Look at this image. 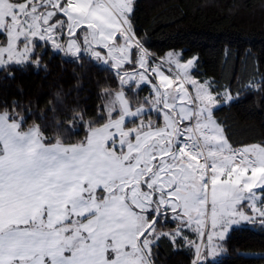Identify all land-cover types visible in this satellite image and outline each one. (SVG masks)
<instances>
[{
    "label": "snow or ice",
    "instance_id": "snow-or-ice-1",
    "mask_svg": "<svg viewBox=\"0 0 264 264\" xmlns=\"http://www.w3.org/2000/svg\"><path fill=\"white\" fill-rule=\"evenodd\" d=\"M134 20L135 0H0L9 78L55 50L107 65L120 85L103 91L96 120L56 94L57 123L85 129L78 142L27 126L15 101L0 109V264H155L162 238L187 245L190 264H216L233 232L264 229V139L234 146L214 116L242 92L264 94V75L233 91L198 81V57L170 51L173 78ZM126 87L149 94L134 104Z\"/></svg>",
    "mask_w": 264,
    "mask_h": 264
},
{
    "label": "trees",
    "instance_id": "trees-1",
    "mask_svg": "<svg viewBox=\"0 0 264 264\" xmlns=\"http://www.w3.org/2000/svg\"><path fill=\"white\" fill-rule=\"evenodd\" d=\"M134 24L155 58L162 60L170 51H180L184 60L197 56L198 65L191 73L200 81L235 91L253 76L259 80L264 75V0H136ZM40 59L39 67H13V78L0 70V109L15 101L20 105L17 111L30 110L27 126L36 123L58 141L78 142L85 129L68 132L57 123L60 110L52 111L56 94H61L65 109H82L86 120H96L107 99L102 98L103 91L119 90V82L107 65L76 63L51 50ZM125 93L134 104L149 94L145 88L136 97L127 87ZM214 116L234 146L264 139V94L242 92L238 101L218 105ZM175 227L168 223L162 230ZM154 252L155 264H190L193 259L187 245L173 246L163 238ZM261 257L264 229L257 225L233 232L216 264H264Z\"/></svg>",
    "mask_w": 264,
    "mask_h": 264
},
{
    "label": "rangeland",
    "instance_id": "rangeland-1",
    "mask_svg": "<svg viewBox=\"0 0 264 264\" xmlns=\"http://www.w3.org/2000/svg\"><path fill=\"white\" fill-rule=\"evenodd\" d=\"M136 1V0H135ZM53 53H58V54H62V53H60V52H57V51H55V50H51ZM178 52H180V51H178ZM181 53V52H180ZM182 54V53H181ZM63 55V54H62ZM68 57H70V56H68ZM162 60L165 62V63H168V61H167V57H166V55L164 56V57H162ZM96 64H98V65H100V66H106V65H104V64H100V63H96ZM169 64V63H168ZM172 67H174L175 69H176V67H175V65H171ZM163 65H161V70L162 71H164L165 72V74L166 75H171V76H173V78L175 77V73L173 74V73H171V72H167L166 70H164L163 69ZM176 71H178V69H176ZM189 74L190 75H192V73H191V70L189 69ZM198 81H200V80H198ZM205 81V80H204ZM202 82V81H201ZM177 83H179V81L177 82ZM176 85H174L173 87H175ZM191 239L192 240H196L197 239V237L195 236V235H192L191 236ZM222 256H223V251L216 257V262H218L221 258H222Z\"/></svg>",
    "mask_w": 264,
    "mask_h": 264
},
{
    "label": "built area",
    "instance_id": "built-area-1",
    "mask_svg": "<svg viewBox=\"0 0 264 264\" xmlns=\"http://www.w3.org/2000/svg\"><path fill=\"white\" fill-rule=\"evenodd\" d=\"M156 59H157V62L160 63L161 65H163L164 68H166L169 72H171L173 74L177 72L176 69L174 67H172L170 64H167L158 58H156Z\"/></svg>",
    "mask_w": 264,
    "mask_h": 264
},
{
    "label": "crops",
    "instance_id": "crops-1",
    "mask_svg": "<svg viewBox=\"0 0 264 264\" xmlns=\"http://www.w3.org/2000/svg\"><path fill=\"white\" fill-rule=\"evenodd\" d=\"M168 64V63H167ZM164 70H166L168 72V70L166 68L163 67ZM192 71V69H190Z\"/></svg>",
    "mask_w": 264,
    "mask_h": 264
}]
</instances>
